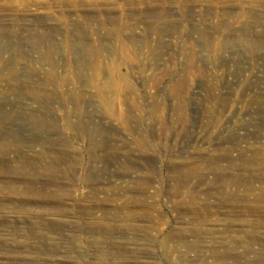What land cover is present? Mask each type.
I'll use <instances>...</instances> for the list:
<instances>
[{
	"label": "rangeland",
	"instance_id": "1",
	"mask_svg": "<svg viewBox=\"0 0 264 264\" xmlns=\"http://www.w3.org/2000/svg\"><path fill=\"white\" fill-rule=\"evenodd\" d=\"M260 183L264 0H0V264H264Z\"/></svg>",
	"mask_w": 264,
	"mask_h": 264
},
{
	"label": "bare ground",
	"instance_id": "2",
	"mask_svg": "<svg viewBox=\"0 0 264 264\" xmlns=\"http://www.w3.org/2000/svg\"><path fill=\"white\" fill-rule=\"evenodd\" d=\"M41 132H38V134ZM42 134V133H41ZM40 137V135H38ZM38 136L35 137L32 140V144L31 146H29V149H31L32 147H36L37 146V142H38ZM226 155V154H225ZM24 157V163L25 165H22L17 171V174H19V176H21L20 172H24V171H28L27 174L30 176H42V172H47L49 171L48 166L51 165V155L49 154L48 151H44L41 150L38 153H36L34 155L33 158H28ZM41 158L44 161L43 165H38L36 162V159ZM43 167V168H42ZM252 171H255L256 169L254 168H250ZM51 175V173H50ZM186 175L189 177L190 176V172L186 171ZM31 179V178H30ZM48 182V180H46ZM45 181V182H46ZM50 181V180H49ZM264 183H260V186L258 188L255 189H246L245 191H243L242 193V200L243 201H248L249 200V196L251 195L253 197V202H264ZM28 190L33 192L34 187H33V181L30 183ZM17 194V191H14V194ZM230 197H232L233 199H236L235 197H237V192H233L232 194L229 195ZM21 202H17V204H20Z\"/></svg>",
	"mask_w": 264,
	"mask_h": 264
}]
</instances>
